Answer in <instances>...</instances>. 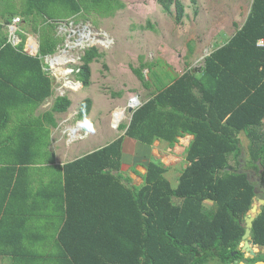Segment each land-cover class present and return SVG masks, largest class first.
<instances>
[{
	"label": "trees",
	"instance_id": "obj_1",
	"mask_svg": "<svg viewBox=\"0 0 264 264\" xmlns=\"http://www.w3.org/2000/svg\"><path fill=\"white\" fill-rule=\"evenodd\" d=\"M159 3L175 23H183L184 4L179 0ZM23 4L22 14L14 15L29 20L38 33L35 56L23 50V32L14 45L0 24V256H8L11 264H33L39 254L37 242L14 239L10 233L26 229L29 220L42 219L43 208L37 206L54 201L62 207L54 209L50 223L57 228L63 222L60 232L64 234L70 224L71 205H91L98 219L116 221L120 244L129 254L121 256L123 261L66 256L69 264L95 260L103 264H207L212 260L229 264L245 259L239 247L244 217L258 197L264 198V190L256 192L255 181L238 172L242 162L264 186V46L258 45V40H264V0H252L243 24L205 57L199 71L187 68L168 84L169 76L155 73L152 63L131 66L146 88L150 84L145 69L158 77L147 100L133 111L124 135L147 145L160 139L169 146L178 137L193 135L185 150L187 165L176 186L166 177V167L153 160L148 161L140 186L124 183L119 172L123 137L62 167L44 165L54 162L50 142L44 140L48 127L57 126L53 114L71 105L67 95H58L49 110L34 115L53 95V77L45 72L44 57L55 53L62 41L55 26L92 12L112 16L125 4L120 0H23ZM102 55L95 46L84 49L81 63L73 70L83 87L91 83V63ZM91 107V98L82 99L77 118L83 120ZM12 110L21 114L13 131L9 127ZM241 132L248 139L245 159ZM43 167L62 170L61 177L50 173V179H45ZM81 216L90 219L87 212ZM251 238L264 246V204L253 220ZM246 260L254 262V258Z\"/></svg>",
	"mask_w": 264,
	"mask_h": 264
},
{
	"label": "rangeland",
	"instance_id": "obj_2",
	"mask_svg": "<svg viewBox=\"0 0 264 264\" xmlns=\"http://www.w3.org/2000/svg\"><path fill=\"white\" fill-rule=\"evenodd\" d=\"M120 1L125 6L115 11L112 16L92 12L87 17L64 19L55 26L54 32L62 41L58 44L56 52L48 57L53 70L54 91L53 95L38 107L36 113L49 109L57 95L66 94L71 99L68 110L57 114L59 127L61 129L66 127L61 140L64 148L69 149L75 144V140L70 141L69 137L66 139L65 137L68 133L72 134V128L80 126L81 122L77 121L75 111L82 99L85 97L92 99L89 113L91 118L88 116L87 121L83 123L85 124L83 129L89 127L91 135L81 139L85 140L84 146L97 147L111 142L116 135L123 133L119 125L129 122L130 101L137 96L139 101L143 102L150 88H154L153 81H156L152 71L149 73V70L145 69L144 73L150 84L149 88H146L132 72L131 66L138 67L141 61L152 63V70L159 76H169V80L187 68L199 71L205 57L215 47L223 45L243 24L252 2V0H179L185 5L186 17L183 23H175L173 15L162 10L159 0ZM22 7L23 0H0V22L5 19L11 20L15 13L22 14ZM172 8L174 9V5ZM48 15L52 21L53 16L49 13ZM23 25L27 38L28 35L38 38L31 22L25 20ZM87 30L91 31L96 40L82 46L83 41L79 42L78 37L82 38ZM189 44L193 45L192 52L189 51ZM90 46L97 47L103 55L91 63V83L83 87L72 71L81 63L80 56L84 49ZM69 81L78 82V89L71 88L72 83ZM118 108H124L123 119L118 117L116 112ZM113 117L116 122L120 120L112 128ZM239 136L243 147L242 159H245L248 139L242 132ZM129 140L125 141L124 145L137 143ZM188 143L189 140H178L170 147L167 143L157 140L147 152L149 158H145L144 163L149 159L162 163L166 167L165 175L175 186L180 171L187 165L185 150ZM68 154L69 157L72 155ZM135 167L143 169L140 165ZM205 203L210 205V202Z\"/></svg>",
	"mask_w": 264,
	"mask_h": 264
},
{
	"label": "crops",
	"instance_id": "obj_3",
	"mask_svg": "<svg viewBox=\"0 0 264 264\" xmlns=\"http://www.w3.org/2000/svg\"><path fill=\"white\" fill-rule=\"evenodd\" d=\"M17 16L20 17V20L15 24V39L13 41L11 40L14 45H16L17 43H19L21 41L19 34H17L18 32H23L26 35L25 30H24L26 28L23 25L24 19L20 15L16 14V15L12 16L11 20L5 19L3 22H0V24L3 26L2 31L4 32V34H6V36H8V38L10 40L9 25L12 24L13 19L16 18ZM27 22H30V21L27 20ZM38 38H39V35H38ZM38 38L35 36H32V35H28V38L26 36V40L24 42L23 50L26 53L35 56L38 53V48H39V39ZM53 54L46 55L44 57V62L47 64V67H45V70L47 68H51V72L48 73L51 76H53V70H52L51 64L48 62V60H49L48 57L53 55ZM76 71H78V69ZM181 74H179V75H181ZM155 76L158 77V75H155ZM177 76L175 75L170 80H168L167 81L168 84L170 82H172L174 80V78H176ZM69 82L72 83L71 88L78 89V87H79L78 82L77 83L72 82V81H69ZM61 95H66V94H61ZM146 100H147V97L143 102H141L139 104V106L142 105ZM37 109L34 111V115H39V114L43 113L44 111L49 110V109H46L40 113H36ZM78 109H77V111H75L76 117H77ZM135 109L136 108H134V110ZM18 111L19 110H12L11 111V123L9 125L11 131H13V129H14L13 125H14L15 121L18 119L19 115H21L20 112H18ZM65 112H54L53 118L57 121V126L48 127V135L45 136L44 140H49V142H50L49 150H50V152H52L54 154V162L44 163L45 166H49V167L60 166V167H62L67 162H70V161H72L78 157H82L83 155L90 153L92 151L98 150L99 148H102V147L106 146L107 144L111 143L112 141L116 140L117 138L123 137L122 155H121L122 165H121V169L119 171L120 174L124 177L123 182L126 183L127 185H130V186H140L143 183V176L146 173V165L148 163V162L144 163L145 158H149V155L147 152L149 151V149H151V146L153 144L152 145H147L144 143L140 144L141 142L137 141L136 139H133L131 137L124 135L125 130L130 123V119H129V122L127 124H124V125H126L125 128H120V125H123V124L119 125V128L123 129V133L116 135L117 137L114 140H112L111 142L104 143V144L97 146V147L92 146V145L85 147L84 146L85 140H81V139H85L87 136H90L91 132L88 129L89 127H87L85 130L83 129V127L85 125L83 123H85L87 121L86 118L88 116H89V118H91V117L88 114L83 120L77 118V121L79 123L81 122L80 126H78V124H77L78 127H76V128L74 127L75 129L72 128L73 130L71 129L72 134L68 133L67 136L65 137V139L67 137H69L68 140H70V141L75 140V144L71 148L68 149L67 147H65V148L63 147V143L61 144V140H62L63 135L65 133L64 129L66 127L64 129H61V127H59L58 118H57V114H62ZM130 114L132 115V112H130ZM131 115H130V118H131ZM120 119H123V117ZM120 119H118V121ZM117 122L114 120V117H113V123L111 124L112 125L111 127L112 128H113V126L115 127V124ZM192 138H193V135L185 134L182 137H178V140H189L190 141V140H192ZM129 139H132L137 143H131L130 145H124L125 141H130ZM16 140H17V138H16ZM157 140L160 141V139H156L155 141H157ZM57 143L60 145H56ZM56 146H58V147H56ZM67 149H68V152H67ZM151 152H152V150H151ZM68 153H70L72 155L69 157ZM149 161H150V159H149ZM138 165L142 166V168L144 170L140 169L138 167L137 168L135 167ZM48 168L43 167V170H42L44 173L45 179H50V177L47 178V176L50 173L53 175H55L57 173V175L59 177H61L62 170L58 169L57 172H53L52 170H48ZM248 170H250V169H248ZM112 173H115V171H112ZM101 179H103V178H101ZM177 180H178V177H177ZM205 202H209V201H205ZM35 207L36 206L31 205V209H34ZM37 207L43 208L42 219H37L34 221L29 220L27 222V228L26 229L22 228L19 231L10 233L11 238H14V239L17 238L18 240H24L27 243L28 242L30 243L32 241L37 242L36 248H37L39 254L37 255V257L36 256L34 257L33 264H69L65 258L66 256H69V257L75 256L77 258L82 257V256L83 257L107 256L109 258H112V260H117V259L121 258V256H128L129 255L127 251L124 252V249L122 248L123 245L120 244V239H119L120 234L118 233L117 230H115V225H116L115 222L116 221H114V220L111 221L108 218L107 219H98L97 217L94 216L95 214H92V206L91 205H87V206H79V205H74V204L71 205V207H73V209H71V219L69 221L70 224L67 227L64 234L62 232H60L61 227L63 226V222H61L57 228L55 226H53L52 223H50V222H52L50 215H53L54 209L56 207H62L61 202H54V201L47 202L45 204L38 205ZM83 209L88 210V211H81ZM83 212H87V215H89L90 219L83 220V219H86L85 217L81 216V214ZM259 212H260V207H259ZM41 228H42V230H41ZM116 235H117V237H116ZM60 237H61V239H60ZM40 240H41V243H39ZM59 240H64L65 244L58 243ZM241 244H242V241H241L239 247H240V251L243 254L245 259H237L238 263H235L233 261V263H229V264H249V262L246 260V258H254V262L251 264H264V251L263 250L258 251L256 248H254L255 255H250L246 251L242 250ZM256 245H258V244H256ZM120 260L123 261V258H121ZM114 262L115 263H111L109 261L108 264H119V262H117V261H114ZM210 262H214L215 264L218 263V261H215V260L214 261L212 260ZM210 262H208L207 264H209ZM240 262H242V263H240ZM0 264H11L10 258L8 256H0ZM93 264H103V263L100 262L99 260H95Z\"/></svg>",
	"mask_w": 264,
	"mask_h": 264
},
{
	"label": "water",
	"instance_id": "obj_4",
	"mask_svg": "<svg viewBox=\"0 0 264 264\" xmlns=\"http://www.w3.org/2000/svg\"><path fill=\"white\" fill-rule=\"evenodd\" d=\"M81 27L86 28L85 26H81ZM45 72L48 74L49 72H51V68H47L45 70ZM128 111L133 113L134 107L129 106ZM238 172L247 174V177L250 181L251 180L255 181L254 190L256 192H259L261 189L264 190V186L261 185L260 177L256 174H254L253 171L248 170V169H244L242 162H240L238 165ZM263 204H264V198H260V197L257 198L253 202L249 211L247 212V215L244 217L245 232L242 235L241 247H242L243 251H246L250 255H255L254 248H256L258 251H262V250L264 251V247L262 245H256V243L251 238V228L253 225V220L257 216V214L259 213V207ZM234 262L238 263V260L235 259ZM240 263H242V262H240Z\"/></svg>",
	"mask_w": 264,
	"mask_h": 264
},
{
	"label": "bare ground",
	"instance_id": "obj_5",
	"mask_svg": "<svg viewBox=\"0 0 264 264\" xmlns=\"http://www.w3.org/2000/svg\"><path fill=\"white\" fill-rule=\"evenodd\" d=\"M86 30V29H84ZM83 37L81 38V36L78 37V41L79 42H82V46H84V44L88 43V42H94L96 40V37L93 36V34L91 33L90 30H87L86 33L84 35H82ZM105 41V40H104ZM64 60V58H63ZM58 61H59V58H58ZM56 62V61H55ZM141 102L139 101L138 97L135 96L131 101L130 103L128 104V107L129 106H132V107H135L137 105H139ZM117 114H118V117L121 118L123 117L124 115V108H118L116 110Z\"/></svg>",
	"mask_w": 264,
	"mask_h": 264
},
{
	"label": "built area",
	"instance_id": "obj_6",
	"mask_svg": "<svg viewBox=\"0 0 264 264\" xmlns=\"http://www.w3.org/2000/svg\"><path fill=\"white\" fill-rule=\"evenodd\" d=\"M20 20V17H16L13 19L12 24L9 25V32H10V40H14L15 39V24ZM258 45L260 46H264V40L260 39L258 40Z\"/></svg>",
	"mask_w": 264,
	"mask_h": 264
}]
</instances>
